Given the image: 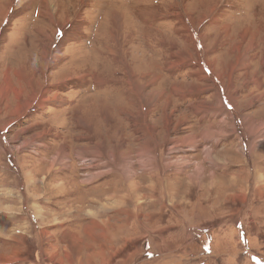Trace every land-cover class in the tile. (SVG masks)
I'll return each instance as SVG.
<instances>
[{"label": "rangeland", "instance_id": "obj_1", "mask_svg": "<svg viewBox=\"0 0 264 264\" xmlns=\"http://www.w3.org/2000/svg\"><path fill=\"white\" fill-rule=\"evenodd\" d=\"M1 9L0 264H264V0H0ZM186 17L195 60L237 43L260 65L248 68L260 77L219 139L192 131L201 120L165 129L175 108L155 121L136 92L141 31ZM228 99L222 113L235 107ZM23 188L39 227L22 210ZM85 243L100 254L80 252Z\"/></svg>", "mask_w": 264, "mask_h": 264}, {"label": "crops", "instance_id": "obj_2", "mask_svg": "<svg viewBox=\"0 0 264 264\" xmlns=\"http://www.w3.org/2000/svg\"><path fill=\"white\" fill-rule=\"evenodd\" d=\"M166 14L170 13H163V15ZM8 17L9 16H7L2 23L8 22ZM185 19L187 22L183 20V22L185 21V23H183V25L180 27L172 24L175 22H173V19H171L170 29L147 26V29L144 28L143 31H141L144 43L143 46L138 49L139 56H136L135 53H133L132 56L134 57V61L136 62L134 65H131L133 66L134 73H136V76L138 77L137 81L141 85L140 89L136 92L137 95H139L138 98L142 99L143 102H146L147 106L150 107V111H153L155 121L160 120V122L162 123L164 120L163 116L166 114V111L168 109L169 111H171L175 108L176 116L174 118L176 121H172L173 125H168V121H166L165 129H168L170 126L171 129L174 128V130H179L180 126L182 128L183 126H185V124L188 126L191 125V122L201 120V124L197 122L198 124H200V126L198 128L192 129V131L196 132L197 130H201L203 132V136H205V139H208L210 136L216 135L218 136V138L214 139H219V135L221 136V134L225 132L218 133L219 130L216 132V128L224 125L223 118H225L226 114H232L235 110L240 111L238 100L243 99V97H241L242 89L246 87V91H251V84H254L255 80H258L260 77V72L258 70H249L248 68L252 66L258 67L260 65H258L259 62L257 63V65H255V62L252 59L244 58V55H242L241 53L242 50L236 49V46H238L237 43L229 46L228 49L224 48L226 51L220 50V52L218 53V57L215 56V53L214 55L209 56L208 54L205 55V52L201 51L203 57L198 59L199 61L195 60V46L193 40L191 39L192 36L189 37L190 34L192 35V32L193 35H195V31L194 28H189L187 26L189 18L186 17ZM177 20L178 19H176L175 21ZM187 28H189L190 34L189 32H186ZM126 30L128 29L126 28ZM128 32H130V29L128 30ZM125 36L126 34H124V37ZM143 40H141V42ZM142 48H146L147 51H144V49ZM198 49L203 50V46L201 45V43H199ZM239 50L240 52H238ZM127 53L129 52L125 50L124 56L126 55L127 57ZM229 55L230 57H228ZM136 65L137 67H135ZM261 66H264V61L261 62ZM205 73H207L208 76ZM211 79L214 80L213 82L215 84V87L217 85L216 90H218V94L212 90V87H210ZM244 82H246V86H244ZM228 97L234 100L236 109L233 105H231L233 106L232 110L229 109L230 111L222 113L223 111H219V107L222 103L226 106L232 104L230 103ZM25 101L26 100H23V102ZM139 103H142L141 100ZM144 110H146V108ZM170 114L173 113L169 112V115ZM25 117L26 116H24L23 118ZM156 126V128L162 129V126H159L157 122ZM7 130L8 128H6L5 131L1 132V137L3 139V142L7 144L8 147H10L7 137L4 135ZM177 139L180 140L179 137H176V140ZM86 145L90 146L93 145V143H86ZM7 161L12 167L15 168L17 175H19V170L17 169L15 157L13 156V154L10 153L8 155ZM31 171L33 173V177L37 178L35 176L34 169H31ZM24 172L26 173L27 179L26 185H29V181L30 185H33L35 183L34 178H28L29 174L25 170ZM19 177L20 179L22 178L21 175ZM37 180L41 179L37 178ZM94 180L95 179L86 180V182H81L80 184L87 185ZM36 183H38V181H36ZM63 189L65 190L67 189V187L65 186ZM35 193L38 192L36 191ZM24 194L26 198L25 200H27V204L26 202L22 204V210L26 212V215L29 217L30 222L39 227L38 219L40 218L36 214V211L28 205L31 204V198L29 197L30 194L28 192L26 193L25 190ZM64 194L65 192L62 193V196H60V198H62ZM32 196L35 199L34 193H32ZM92 215L93 213L89 215V222L85 225L86 234H88V232L86 231V228H88V226L91 225L92 227H98L97 225H92ZM52 216L55 217L56 214H52ZM86 217L88 216L86 215ZM42 219L43 218H41L40 220ZM98 220L101 221L103 219L98 218ZM105 220L106 219H104V221ZM109 222L110 223H108V225L109 227H111V235H113L114 233L112 229L115 225V221L112 218ZM99 228L101 229L100 226ZM102 232L98 234H102ZM73 235L77 236L75 234ZM105 241H107V243L109 242V240L107 239H105ZM86 246V243L85 245L80 246L79 251L83 253V249L88 250V252L90 253L89 257L94 258L101 252V250H96L95 247L89 249ZM93 250H95L97 253H93Z\"/></svg>", "mask_w": 264, "mask_h": 264}, {"label": "bare ground", "instance_id": "obj_3", "mask_svg": "<svg viewBox=\"0 0 264 264\" xmlns=\"http://www.w3.org/2000/svg\"><path fill=\"white\" fill-rule=\"evenodd\" d=\"M1 12H2V9L0 10V14H1ZM3 14H4V13H3ZM53 40H54V38H53ZM24 173H25V172H24ZM27 173L29 174L28 176H30L31 173L28 172V171H27ZM25 177H26V175H25Z\"/></svg>", "mask_w": 264, "mask_h": 264}]
</instances>
